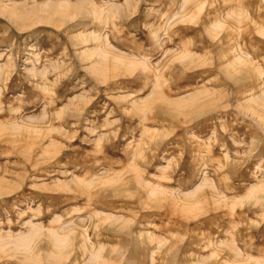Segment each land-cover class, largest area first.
<instances>
[{
	"label": "rangeland",
	"instance_id": "374dc122",
	"mask_svg": "<svg viewBox=\"0 0 264 264\" xmlns=\"http://www.w3.org/2000/svg\"><path fill=\"white\" fill-rule=\"evenodd\" d=\"M0 264H264V0H0Z\"/></svg>",
	"mask_w": 264,
	"mask_h": 264
}]
</instances>
